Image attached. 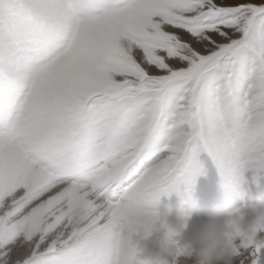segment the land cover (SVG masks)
I'll list each match as a JSON object with an SVG mask.
<instances>
[{"label":"snow or ice","instance_id":"snow-or-ice-1","mask_svg":"<svg viewBox=\"0 0 264 264\" xmlns=\"http://www.w3.org/2000/svg\"><path fill=\"white\" fill-rule=\"evenodd\" d=\"M202 153L264 179V0H0V264H184L155 205ZM227 241L264 264V231Z\"/></svg>","mask_w":264,"mask_h":264},{"label":"clouds","instance_id":"clouds-1","mask_svg":"<svg viewBox=\"0 0 264 264\" xmlns=\"http://www.w3.org/2000/svg\"><path fill=\"white\" fill-rule=\"evenodd\" d=\"M234 193L222 186L218 197L201 218L191 224L186 238L187 260L184 264H233L235 250L227 237L239 231L254 240L258 231H264V200L257 199L234 206ZM174 231L182 236L191 219L190 212L181 208H166L161 213ZM187 217V219H186ZM147 264H170L166 247L144 249Z\"/></svg>","mask_w":264,"mask_h":264},{"label":"rangeland","instance_id":"rangeland-1","mask_svg":"<svg viewBox=\"0 0 264 264\" xmlns=\"http://www.w3.org/2000/svg\"><path fill=\"white\" fill-rule=\"evenodd\" d=\"M199 160L203 167V175L194 178L192 185L191 201L181 202L175 194L164 197L162 196L157 204L155 210L162 213L166 208H172L175 211L177 208L183 209L185 212H190L191 219L185 233L179 237L184 243L190 232L191 224L197 222L204 211L218 197L222 187L221 177L215 165L211 162V158L202 153ZM250 175V174H246ZM234 206L246 204L248 202H255L257 199L264 200V179H261L258 184L250 185L248 194H243L239 191L234 192Z\"/></svg>","mask_w":264,"mask_h":264},{"label":"bare ground","instance_id":"bare-ground-1","mask_svg":"<svg viewBox=\"0 0 264 264\" xmlns=\"http://www.w3.org/2000/svg\"><path fill=\"white\" fill-rule=\"evenodd\" d=\"M180 242H181V243H184V241H183V240H180Z\"/></svg>","mask_w":264,"mask_h":264}]
</instances>
